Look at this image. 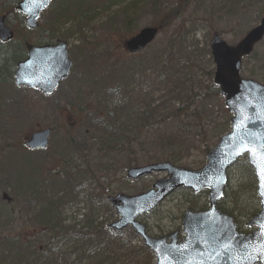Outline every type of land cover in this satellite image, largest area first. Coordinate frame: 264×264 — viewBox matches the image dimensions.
Returning a JSON list of instances; mask_svg holds the SVG:
<instances>
[{"label": "rangeland", "instance_id": "rangeland-1", "mask_svg": "<svg viewBox=\"0 0 264 264\" xmlns=\"http://www.w3.org/2000/svg\"><path fill=\"white\" fill-rule=\"evenodd\" d=\"M11 1L0 0V15L6 14L8 24L22 32L23 25L16 16L7 14ZM132 1L137 3L136 8L131 6ZM141 1L55 0L52 2L42 14L39 27L45 24L51 14L60 17L58 12L63 9L71 12V18L64 15V24L53 39L66 41L69 46V58L71 59L70 56L73 54L77 62L75 67L73 65L68 79L50 97L29 89H16L10 77L5 82L4 77L10 73L12 66L0 58V182L12 172H17L12 176L18 178L20 182L26 184L35 182L36 172L31 169L34 168L38 170L39 188L44 186L51 195L49 188H52L53 180L60 184L62 179L57 175L56 179L52 180L51 175L57 172V169L53 170V163L59 161L63 163L66 160L70 165L72 162L75 166H79V159L72 161L75 154L72 153L69 142L74 143L75 139L79 142L81 135L78 134V130L81 122L87 125V113L81 114L79 111L91 100L93 89L90 87L94 81L99 83L98 80L102 75L105 77L112 72L117 77L123 72L119 70L115 74L112 69L117 65L118 68H129L128 74L131 75L135 86L148 88L151 84L146 83L145 78L150 77L152 80L155 75L151 69H143L144 61L156 51L169 50V40L177 34L180 35L183 45L182 53L179 55L180 65L185 67L188 63H193L209 69L208 61H211L209 42L213 34H218L228 46L234 47L250 30L258 26L264 15V0ZM155 6L158 11H155ZM169 12L172 14L168 19L169 25L160 32L154 43L135 57L125 56L122 48L124 41L142 28L156 26L161 17ZM42 32H39V35ZM37 36L38 34H33L29 40L36 44ZM72 62L74 63L73 60ZM87 64L98 72V79L95 78L93 70L87 71ZM201 76H203L201 70L193 71L191 74L192 80L196 83L200 82ZM240 77L264 85V38L254 47L250 56L243 58ZM158 94L161 93H155L153 98ZM211 100H213V112L201 116V124L209 131L206 135L210 142L208 150L217 143L220 136L229 132L231 116L226 112L222 97L213 94ZM210 101L205 105L211 109ZM203 106H200V110ZM43 128L52 130L49 148L40 153L26 152L23 149L25 138ZM206 151L201 152L200 147L196 146L181 162L176 163V166L191 171L198 170L205 165ZM58 171L61 172V168ZM125 171L123 166L112 164L111 171L95 173L98 178L97 185L108 189L109 197L117 194L131 196L149 190L156 181L166 178L165 173H151L137 181H130L125 176ZM97 185L87 182L79 191L78 198H74V202L64 204L61 215L66 226L80 227L83 216L87 214L85 198L88 208L92 198L90 193L97 190ZM255 186L253 173L246 160L242 158L229 170L224 198L218 203V208L231 216L239 226V230L244 233L250 231L246 225L260 210ZM3 194L9 198L13 196L10 188L0 184V237L18 235L28 241L27 237L33 234L31 231L35 229L31 228L30 224L23 226L22 222L27 223L30 218L24 213L18 217V206L22 205L20 200L17 199L14 203L5 202L2 199ZM207 207L206 191L194 194L178 189L156 210L141 216L138 221L146 226L150 237H163L181 231V218L185 211H202ZM97 218L98 221L106 218L112 223L117 216L103 215L99 212ZM41 242L50 243L51 240L45 238ZM57 248L62 254L57 256V260L62 261V264H75L82 254L85 255L83 251L88 250L87 246L76 245V238L70 242L63 241Z\"/></svg>", "mask_w": 264, "mask_h": 264}, {"label": "trees", "instance_id": "trees-1", "mask_svg": "<svg viewBox=\"0 0 264 264\" xmlns=\"http://www.w3.org/2000/svg\"><path fill=\"white\" fill-rule=\"evenodd\" d=\"M16 1H12L13 5ZM136 4L132 1L131 6L136 8ZM140 6H143L142 1ZM156 6L155 11H158ZM12 10L9 8L8 12L12 13ZM58 15L60 17L51 14L37 31L30 32L25 28L22 32L17 30L15 43L0 45V58L11 66L20 61L24 55L23 44L33 34L40 36L38 45L52 43L64 24V15L71 18V12L63 9ZM170 15L169 12L162 16L155 27L161 31L168 27ZM18 21L22 23L21 18ZM39 32L42 33L39 35ZM169 44V50L156 51L144 61L143 69H151L155 75L153 81L150 77L145 78L146 83L151 84L148 88L135 86L128 74L129 68H118L117 65L112 69L115 74L123 71L117 77L112 72L105 77L102 75L99 83L93 82L90 87L93 89L91 100L79 111L81 114L87 113V125L81 122L78 130L81 135L79 142L75 139L71 143L65 137L75 154L74 160L79 159V166L71 161L70 165L66 160L63 163L59 161L62 164L53 163V170L57 169V172L51 175L52 180L57 175L62 179L60 184L53 180L52 188H49L51 195L44 186L39 188L38 170L31 167L36 172L35 182H20L12 176L17 172L8 174L0 182L12 190V198L4 194L7 197L5 202L14 203L19 199L22 205L18 206L17 216L24 213L30 221L22 222L23 226L30 224L35 229L27 237L28 241L18 235L0 237V264H62L57 260V256L62 255L57 246L75 238L76 245L88 248L83 251L85 255L80 257L84 264H153L150 252L130 230L115 233L108 228V219L98 221L99 212L110 216H114V213L107 203L108 189L97 185L95 173L111 171L112 164L121 165L124 169L165 161L176 165L196 146L200 147L201 152L208 150L210 142L206 135L209 131L201 124V116L213 112L211 98L213 94L218 95V90L212 84L211 61H208L210 70L193 63L184 67L179 59L183 47L180 35H175ZM88 70H93L98 79V72L87 64ZM198 70L202 71L203 76L196 83L191 74ZM155 93L161 94L153 98ZM209 101L211 109L206 106ZM200 106H203V111ZM82 181L83 184H96L97 190L90 193L92 198L88 208L87 200L85 202L87 214L83 216L80 227H68L61 215L63 203L66 199L78 198V194H73L83 185ZM45 238L51 242H41ZM80 260L75 264H82Z\"/></svg>", "mask_w": 264, "mask_h": 264}, {"label": "water", "instance_id": "water-1", "mask_svg": "<svg viewBox=\"0 0 264 264\" xmlns=\"http://www.w3.org/2000/svg\"><path fill=\"white\" fill-rule=\"evenodd\" d=\"M50 1L21 0L18 3L16 11L25 17L24 24L28 29L37 27L40 13ZM157 35V28H143L125 42L124 48L129 54L139 53ZM263 37L264 16L258 26L234 47L228 46L218 35L210 39V54L215 66L213 83L219 87L227 111L234 116L230 119V132L219 138L217 144L207 152L206 164L197 171L178 168L169 162L131 168L126 172L130 180L135 181L151 173H165L167 178L158 180L145 193L117 195L109 199L119 217L109 228L120 232L129 227L151 252L154 264H237L238 260L239 264H264V255L259 254L264 244V230L261 227L264 225V188L261 187L259 157H253L242 147L248 141L256 146L264 144V86L239 77L242 58L249 56ZM12 38V30L5 24V17H0V43L9 42ZM66 49L67 45L63 42L40 47L27 45V58L17 64L13 75L15 87L52 95L71 68ZM49 136V129L37 131L27 138L25 145L30 150H44L48 146ZM244 156H247L248 165L253 170L260 204V212L252 216L246 225L254 226L256 230L247 235L239 233L233 218L217 208L224 195L226 171ZM178 188L193 193L207 190L208 209L204 212L186 211L182 215L181 240L179 232L159 238L148 236L138 218L154 211ZM225 248L229 250L225 251Z\"/></svg>", "mask_w": 264, "mask_h": 264}, {"label": "snow or ice", "instance_id": "snow-or-ice-1", "mask_svg": "<svg viewBox=\"0 0 264 264\" xmlns=\"http://www.w3.org/2000/svg\"><path fill=\"white\" fill-rule=\"evenodd\" d=\"M241 120H243V117H241ZM242 147L250 154H252L253 157H259V169L262 181L261 187L264 188V144L256 146L252 141H248L246 144H242ZM262 195H264V192H262ZM261 227L262 230H264V225H262ZM224 250L228 251L229 249L225 248ZM259 254L264 255V244L261 245ZM237 264H239V260L237 261Z\"/></svg>", "mask_w": 264, "mask_h": 264}, {"label": "bare ground", "instance_id": "bare-ground-1", "mask_svg": "<svg viewBox=\"0 0 264 264\" xmlns=\"http://www.w3.org/2000/svg\"><path fill=\"white\" fill-rule=\"evenodd\" d=\"M12 1H13V0H12ZM12 1H11V5H10V9H11V8L13 9V10H12V11H13L12 13L16 16L17 19L22 18L23 16H22L19 12L16 11V7H17V5H18V2L16 1V4L13 5ZM18 63H20V62H19V61L15 62L14 65L12 66V68H11L10 73H8V74L4 77L5 82H7V81L9 80V77H10V80L13 82V75H14V73H15V71H16V66H17Z\"/></svg>", "mask_w": 264, "mask_h": 264}, {"label": "flooded vegetation", "instance_id": "flooded-vegetation-1", "mask_svg": "<svg viewBox=\"0 0 264 264\" xmlns=\"http://www.w3.org/2000/svg\"><path fill=\"white\" fill-rule=\"evenodd\" d=\"M37 39H38V37H37ZM37 39H36V42H37ZM83 187V185L82 186H80L78 189H80V188H82Z\"/></svg>", "mask_w": 264, "mask_h": 264}]
</instances>
